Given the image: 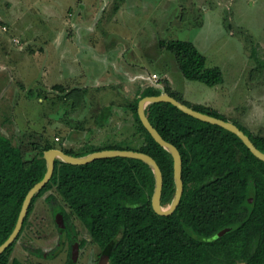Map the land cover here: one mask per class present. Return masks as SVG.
Segmentation results:
<instances>
[{"label":"rangeland","instance_id":"obj_1","mask_svg":"<svg viewBox=\"0 0 264 264\" xmlns=\"http://www.w3.org/2000/svg\"><path fill=\"white\" fill-rule=\"evenodd\" d=\"M125 2L0 0V135L20 146L26 161L47 144L82 152L135 140V87L121 75L128 60L140 73L169 74L176 91L189 89L191 104L201 100L264 134V0H130L123 12ZM173 39L195 43L209 66L221 68L224 83L181 76L174 54L159 46ZM107 105H114L111 123L101 129L97 116ZM101 253L54 188L34 203L10 264H74V256L75 264H97Z\"/></svg>","mask_w":264,"mask_h":264},{"label":"trees","instance_id":"obj_2","mask_svg":"<svg viewBox=\"0 0 264 264\" xmlns=\"http://www.w3.org/2000/svg\"><path fill=\"white\" fill-rule=\"evenodd\" d=\"M159 46L174 54L184 78L210 87L224 83L221 68L209 66L207 57L192 41L160 40ZM160 83L179 101L231 121L215 108L191 104L182 93ZM54 88L66 91L62 85ZM137 92L129 105L137 132L135 140L82 152L61 150L74 156L103 149L145 152L163 172L162 204L170 203L176 189L173 156L154 139L138 114L140 99L159 95L162 89L148 86ZM113 109L114 105L101 109L98 128L110 127ZM146 113L160 134L181 152L184 192L177 209L170 215L155 212V176L140 159L107 157L84 165L56 159L51 180L33 198L23 228L17 240L0 255V264H10V254L27 226L34 203L54 188L92 241L102 251L110 248L109 264H264V161L235 133L191 116L170 102L151 103ZM234 123L264 151V134H254ZM52 148L55 147L47 144L26 161L21 147L0 135V245L12 233L27 193L44 177V152ZM61 213L62 224L71 235L70 213L65 208ZM228 226L236 228L216 240H204ZM86 243L84 238L80 247ZM72 262L76 263V256ZM12 264L24 263L15 258Z\"/></svg>","mask_w":264,"mask_h":264},{"label":"water","instance_id":"obj_3","mask_svg":"<svg viewBox=\"0 0 264 264\" xmlns=\"http://www.w3.org/2000/svg\"><path fill=\"white\" fill-rule=\"evenodd\" d=\"M155 102H170L173 105L177 106L180 110L183 112L194 116L200 120L220 125L221 127L235 133L239 138L242 139V141L247 145V147L251 150V152L258 157L259 159L264 161V151L260 150L254 142L251 140L250 136L245 133L244 130H242L237 124H235L232 121L224 120L222 118H218L216 116L203 113L199 110L194 109L193 107L179 101L174 96L170 95L169 93L163 91L159 95H149L144 96L140 99L138 103V114L139 117L143 123V125L146 127V129L150 132V134L154 137V139L166 150H168L174 160V179H175V194L171 202L168 204V207H164L162 204V192L164 187V176L163 172L158 164V162L149 154L141 151L131 150V149H103L91 152L84 156H74L71 154H68L64 152L61 149L58 148H52L49 150H46L44 152V158L47 162V171L44 175V177L37 182L27 193L23 205L21 207L16 225L10 234V236L0 245V255L7 250L18 238L25 219L29 213L30 206L32 204L33 198L35 195L41 191L45 185L51 180L55 165H56V159H60L63 162L74 164V165H84L91 163L97 159L101 158H107V157H127V158H135L140 159L144 162H146L152 169L154 176H155V189L152 197V205L153 209L156 213L160 215H170L172 214L177 207L179 206L183 192H184V180L182 177V156L181 152L178 149L176 145L173 143L167 141L160 132L154 127L152 122L150 121L147 113L146 108L149 104L155 103ZM250 202L253 201L251 198L249 200ZM235 226H228L220 231H218L213 236H210L208 238H204L206 241H213L217 238L222 237L223 235L231 232L233 229H235ZM109 251L110 248L108 247L105 251H103V256L101 257V260L99 264H109Z\"/></svg>","mask_w":264,"mask_h":264},{"label":"crops","instance_id":"obj_4","mask_svg":"<svg viewBox=\"0 0 264 264\" xmlns=\"http://www.w3.org/2000/svg\"><path fill=\"white\" fill-rule=\"evenodd\" d=\"M130 2V0H126V2H125V6H124V11L123 12H127V10H126V8H127V6H129V2ZM102 2V1H101ZM108 3V1H105V4H107ZM105 7L106 6H103V11H105L106 9H105ZM101 9V10H102ZM95 27H93V29H94ZM92 29V30H93ZM87 31H88V29H87ZM231 35H234L233 33H231ZM92 43H90V45H91ZM195 44V43H194ZM93 45V44H92ZM125 57V56H124ZM157 57H158V59H159V55H157ZM163 59V57H161V60ZM160 61V60H159ZM126 63H128L129 64V66H128V64H127V66H128V68H126V72H124V73H122L121 75H123V77H125L126 78V80H127V85H129V84H131V89H132V87L134 88L135 87V95L137 94V93H139V92H137L139 89H141L142 88V90L144 89V88H146V87H148V86H154V85H158V83H160V76H161V78L162 79H164L163 81H161L163 84L164 83H166L167 84V86H169V87H171L173 90L175 89L174 88V86H173V83H172V81L170 80V78H169V74L167 75V74H163V73H160V74H158L157 72H153V74L150 76L149 75V73L146 71V70H144V73H140V72H138L139 70H135L134 68H131V66H132V62H131V60L129 61H126ZM144 68V67H143ZM177 68H178V65H177ZM145 69V68H144ZM124 70V69H123ZM177 70V69H176ZM178 70H179V68H178ZM180 72V71H179ZM154 74H157L158 75V80H159V82H157L156 83V81L153 79V75ZM163 74V75H162ZM167 75V76H166ZM181 76H183L182 74H181ZM184 77V76H183ZM166 78V79H165ZM190 81V80H189ZM130 82V83H129ZM196 82H198V81H196ZM109 84V86H115V85H113V83H108ZM156 87H159L160 89H161V87H160V85H158V86H156ZM112 90H113V88H111ZM110 89V90H111ZM176 90V89H175ZM201 90V89H200ZM163 91H165V87L163 86V89H162V92ZM180 91V93H182V95H184L183 97H184V99L187 101V99L185 98V95H187V92L189 91V89H186V90H179ZM114 92V93H113ZM112 92V94H114V95H119L118 94V92L116 93L115 92V90ZM166 92V91H165ZM114 97V96H113ZM136 97H137V95H136ZM115 102V100L112 98L111 100H110V102ZM189 102V101H188ZM193 104H204V102H202L201 100L200 101H198V100H196V101H193L192 102ZM207 105V104H206ZM209 105V104H208Z\"/></svg>","mask_w":264,"mask_h":264},{"label":"built area","instance_id":"obj_5","mask_svg":"<svg viewBox=\"0 0 264 264\" xmlns=\"http://www.w3.org/2000/svg\"><path fill=\"white\" fill-rule=\"evenodd\" d=\"M153 79L156 81V83L159 82V80H158V75H157V74H154V75H153ZM158 85H160V83H158ZM158 85H154V86L156 87V86H158Z\"/></svg>","mask_w":264,"mask_h":264},{"label":"flooded vegetation","instance_id":"obj_6","mask_svg":"<svg viewBox=\"0 0 264 264\" xmlns=\"http://www.w3.org/2000/svg\"><path fill=\"white\" fill-rule=\"evenodd\" d=\"M103 256V251H102V253H101V255H100V258H99V260H98V263L97 264H99V262H100V260H101V257Z\"/></svg>","mask_w":264,"mask_h":264},{"label":"clouds","instance_id":"obj_7","mask_svg":"<svg viewBox=\"0 0 264 264\" xmlns=\"http://www.w3.org/2000/svg\"><path fill=\"white\" fill-rule=\"evenodd\" d=\"M160 87H161V89H163V87H162L161 83H160Z\"/></svg>","mask_w":264,"mask_h":264}]
</instances>
